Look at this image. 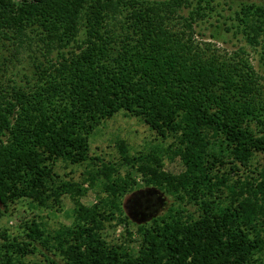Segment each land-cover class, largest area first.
<instances>
[{"label": "trees", "instance_id": "obj_1", "mask_svg": "<svg viewBox=\"0 0 264 264\" xmlns=\"http://www.w3.org/2000/svg\"><path fill=\"white\" fill-rule=\"evenodd\" d=\"M217 3L0 0V220L21 200L60 207L68 196L75 204L71 227L25 224L26 241L0 229V264H27L38 250V264H264V167L228 177L264 154V77L243 49L224 58L195 39ZM230 21L227 32L241 31L264 52V7L240 5ZM26 46L39 56L30 57L35 78L21 85L8 78L2 51L17 60ZM120 111L177 139L183 170H165L157 153L140 157L144 184L198 207L196 217L171 207L138 227L137 249L103 237L111 219L129 226L122 199L131 185L89 156L95 128ZM94 161L105 197L90 210L81 185L60 180L56 166Z\"/></svg>", "mask_w": 264, "mask_h": 264}, {"label": "rangeland", "instance_id": "obj_2", "mask_svg": "<svg viewBox=\"0 0 264 264\" xmlns=\"http://www.w3.org/2000/svg\"><path fill=\"white\" fill-rule=\"evenodd\" d=\"M215 13L206 22H201L195 27V39L202 44L210 43L213 49L224 58L232 56L234 52L243 49L249 56L252 65L258 69L264 77V52L261 46L256 51L248 44L245 35L235 29L227 32L230 26V17L234 18V12L239 10L240 5L255 3L264 7V0H217ZM227 23V26H224ZM236 23V22H235ZM213 36V37H212ZM215 36V37H214ZM262 40V39H261ZM260 45H264V39ZM35 47L26 46L20 50L16 58L12 57L11 51H2V55L12 62L8 78L16 80L21 85L25 84V77H33L34 67L30 57L39 53ZM264 84V80L262 81ZM178 148L177 139L174 137L162 138L157 136L142 120L126 114L123 111L115 114L111 119L101 122L89 138V156L98 157L103 163L110 164L117 169L115 178L126 180L131 189L122 199V208L128 218V227L119 223L116 219H111L104 223L105 230L103 237L108 243L118 244L124 248H138V236L136 230L140 226H149V223L158 217L164 216L169 208H180L186 215L197 216L198 207L187 198L178 199L157 189L153 186H146L142 176L136 172L138 159L148 158L150 154L157 153L162 160L164 169L179 173L183 170V165L176 155ZM137 159V160H136ZM96 164V165H95ZM99 164L97 161L89 162L85 165H65L58 163L56 173L62 181H70L81 185L84 193L79 200L86 208L97 209L99 199L105 197L102 193L104 179L101 175H96ZM254 167H264V154L258 153L251 162V168L245 169L239 166L238 171L231 172L230 164L227 163L220 168V174L230 175V183L237 179L244 180L254 172ZM93 179V180H92ZM135 182L134 184H132ZM58 208V209H56ZM75 204L70 197L61 199L60 207H38L28 200H21L12 205L9 212L0 220V229L6 230L11 236H19L20 240H27L24 234L27 233L25 224L31 226L34 222L46 232H53L66 227H71L75 218ZM126 229L131 232L127 234ZM130 241H132L130 243ZM264 260V251L262 253ZM43 258L39 250L35 255L25 259L27 264L42 262ZM59 264H64L59 258Z\"/></svg>", "mask_w": 264, "mask_h": 264}]
</instances>
